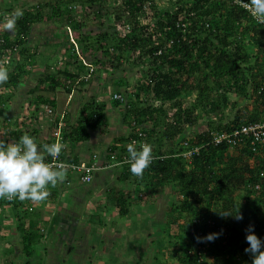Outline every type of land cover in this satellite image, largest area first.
Segmentation results:
<instances>
[{"label":"trees","instance_id":"trees-1","mask_svg":"<svg viewBox=\"0 0 264 264\" xmlns=\"http://www.w3.org/2000/svg\"><path fill=\"white\" fill-rule=\"evenodd\" d=\"M243 3L250 4L249 0H170L163 9L157 0H42L22 8L19 17H14L16 11L11 12L14 30L10 32L1 29L4 18L0 15V66L5 67L7 58L16 63L12 73L8 68V81L0 84L11 87L0 94V115L6 118L13 111L12 89L20 86L21 79L36 76L27 100L32 105L30 115L25 119H53L48 125L53 138L65 135L71 142L85 143L94 134L97 140L102 139L108 130L103 126L108 122L106 103L90 95L84 97L77 111H69L71 101L66 96L75 95L104 74L108 77L106 84L113 87L111 93L126 96L129 101L120 120L127 134L115 137L101 156H96V170H76L67 173L63 182L50 185L43 205L47 200L54 203L70 193L85 192V186L94 179L98 188L107 186L111 182L106 184L96 176L105 169L118 174L117 187L106 190L120 217L129 214L136 197L158 194L169 186L177 201L173 211L191 216L188 223H180V219L173 222L180 232L172 252L178 264H252V255L245 251L249 247V226L254 225L257 236L264 239V146L253 150L246 141L245 146L238 147L234 133L264 121V23L253 17ZM45 22L66 25L73 33L61 43L44 42L30 49L28 40L34 27ZM94 24L101 29H89ZM38 54H42V62L35 59ZM38 66L39 72L32 75ZM118 69L126 73L137 70L135 80L128 83L124 77L114 79L111 75ZM121 87L126 91L122 92ZM232 94L238 97L234 103ZM193 95L196 103L184 107L183 98ZM60 101H64V112L58 110ZM112 102L115 106L121 104L118 99ZM238 103L243 106L231 120H216L214 114L223 104L228 107ZM45 107L53 108L55 113ZM211 114L214 119L200 131L187 130ZM74 115L76 119L71 123ZM220 117L224 119V114ZM4 122L2 129L7 131V118ZM28 126L26 131L9 129L5 134L10 137L0 140H19L25 133L37 135L38 129ZM227 133L228 139L212 142L216 134ZM36 141L41 144L39 139ZM133 141L138 148L144 143L152 145L153 160L142 177L130 171L127 145ZM123 183L135 184L140 195L126 191ZM90 196L86 195V202ZM18 210L29 220L21 230L26 258L21 264H48L45 255L35 253L46 240L41 228L42 207L29 212L19 206ZM236 215L243 219L237 220ZM209 234L218 235L208 241ZM95 240L92 252L101 247L100 240ZM104 241L107 244V239L100 243L106 246ZM6 249L9 255L2 263L15 264V249ZM71 251L79 252L76 245Z\"/></svg>","mask_w":264,"mask_h":264},{"label":"rangeland","instance_id":"rangeland-1","mask_svg":"<svg viewBox=\"0 0 264 264\" xmlns=\"http://www.w3.org/2000/svg\"><path fill=\"white\" fill-rule=\"evenodd\" d=\"M42 0H19L14 3L13 0H0V15L4 16L3 30L13 31V27H9L11 12L21 11L22 8L32 7L38 4ZM170 4V0H157V5L159 7L167 8ZM10 8L11 11L9 10ZM90 28L98 31L101 27L98 24L92 25ZM72 29L67 28L66 25L56 26L52 22H45L41 24H37L34 27L33 33L28 40V45L30 49H37L41 45V43L47 42H62L67 39V37H71L73 31ZM83 31V30H82ZM79 48L80 46L77 45ZM66 48H69L66 46ZM41 55L38 54L35 59L37 62H42ZM18 57H15V60L18 61ZM15 62L11 65L15 67ZM27 66V65H26ZM142 71L141 69H139ZM137 70H133L130 72H124L121 69L116 71L114 77L122 78L124 77L128 83L135 80L137 75ZM37 72L33 70L32 75H36ZM25 84L23 88L19 91L18 97L15 101L16 105H20L22 102H26V96L28 94L27 91L30 87H33L34 82L31 81L30 77L27 80L23 81ZM93 86L87 85L85 88L80 91L75 92V98L81 103V101L85 102V98H89L92 93H95L96 90L92 89ZM61 95L63 93H60ZM63 96V95H62ZM231 101L235 102L238 97L235 95H231ZM187 100V99H186ZM195 100V96L189 97L186 105H190ZM24 102V106H27V103ZM243 106V105H241ZM77 104L74 105V111H77ZM225 120L232 119L235 113L240 109L239 103L234 107L225 108ZM113 114V115H112ZM112 115V116H111ZM109 116L113 118V131L114 134L119 129L121 124V117L119 110L113 111ZM1 119V117H0ZM213 119L212 116H204L199 119L196 126L188 127L187 130L193 128V131H200L204 125L210 122ZM203 125H201V124ZM200 124V125H199ZM2 130V126L0 125V132ZM166 146L164 147V149ZM118 176L117 173H115ZM119 182L113 181L109 183L107 186L102 184L100 188L88 189L85 192H80L78 194L70 193L66 196L65 201L66 208L62 209V212L57 214V218L55 221H60V219L66 215L72 213V211L78 212L79 215L73 216L71 220L78 226L77 237L81 240H76V246L79 248L78 243H83L86 246V249L83 247V253L80 257L70 255L74 254L71 251L69 245H62L61 248H56L59 239L56 241L54 235H52V231L50 237L45 240V247L41 248L39 245V252L35 251L36 256L45 255L48 264H152V260L156 259L157 264L161 261H165L167 264H178L176 259L172 258V252L177 248V244L179 240L177 236L179 235V227L175 225L174 219H180V223H188L191 219V216L187 214L181 215L178 211H173L174 203H177L174 192L172 188L166 186L159 192L158 194L150 193L145 195L144 198H135L130 207V212L126 217H120L118 210L115 206V201L112 199L111 195L106 189L117 187ZM114 185V186H113ZM122 187L126 191H132L137 195L139 191L136 189L135 184L132 183H123ZM120 187H118L119 189ZM91 196L86 202V195L90 194ZM69 198V199H68ZM83 200H85V204H82ZM59 203L62 204V201L59 200ZM74 203V204H73ZM77 204V205H76ZM73 205V207H71ZM83 205V207L79 206ZM173 207V208H172ZM70 208V209H69ZM97 209L94 216V209ZM49 211V209H48ZM63 213V214H62ZM47 214V215H45ZM92 216H94L92 218ZM21 216H18V220L20 221ZM98 219H102L99 223H97ZM42 222L41 224L45 227H49L48 222L50 221L49 212H45L42 214ZM48 221V222H47ZM15 221L12 222V225H15L17 228L18 225ZM79 223V224H78ZM93 224V225H92ZM54 228V227H53ZM56 228V226H55ZM14 230V226L12 227ZM21 229L17 231L20 232ZM169 235H173V238ZM59 236V235H58ZM18 240H15L14 247L18 251V258L15 264H21V261L26 259L24 253H22L21 248L23 245L19 242L20 237L18 236ZM100 240L99 247L97 250L92 252L91 244L96 242L95 239ZM51 239V240H50ZM68 237H66V240ZM103 239H107L106 246H103L104 243H100ZM50 240V241H49ZM55 240V241H54ZM49 242V243H48ZM68 242V241H67ZM89 242V243H87ZM0 261H4L8 258L9 252L5 251L6 247L0 245ZM45 249V250H44ZM81 250H79L80 252ZM22 254V256H21ZM57 256V257H56ZM16 254L14 255V258ZM91 259L92 262H89Z\"/></svg>","mask_w":264,"mask_h":264},{"label":"clouds","instance_id":"clouds-1","mask_svg":"<svg viewBox=\"0 0 264 264\" xmlns=\"http://www.w3.org/2000/svg\"><path fill=\"white\" fill-rule=\"evenodd\" d=\"M249 2H250L249 11L251 12V15L257 18L262 23H264V0H249ZM21 15L22 12L19 10H17L14 13V17H19ZM3 18L5 19L4 16ZM13 26L14 23L10 22L9 27L11 28ZM5 63H6L4 64L5 67L0 66V84H3L8 81L9 71L11 73L12 71H14V67L11 65L10 59L7 58L5 60ZM26 67L28 68V66ZM8 68L10 69L9 71ZM40 68L41 67L38 66L34 68V71L39 72ZM111 76L115 79L114 77L115 75H111ZM29 77L31 81L34 82V85L33 87H30L26 93L28 95L26 96V102L25 100L24 102L27 103V106L22 107L21 104L17 106L15 101L19 99L18 93L25 85L23 81L27 80V78ZM35 77L36 76H24L21 79L22 83L20 84V86L16 89H12V91L14 92V97L12 99V104L14 103V108L11 114L9 116L8 115L6 116L7 118L6 125L8 127V130L11 129L12 132L13 131L15 132L17 130L26 131L29 128L28 124H31L33 126V129H38V133L37 135L34 136L30 135L29 133H25L19 138V140H13V141L0 140V199L18 198L20 200H24L21 201L20 203H14L13 205H9L6 201H0V221L4 217L6 218V220H8V217L10 216L13 218V221H15V223H17V221L19 222L17 225L18 230L19 229L22 230L25 229L26 226L29 224V220L19 212L18 207L19 206L23 207V210H28L29 212L35 210L36 208L41 209L42 207L43 213L47 211L50 214V221L49 222L47 221L49 227L47 226L45 227L44 225L41 224L42 232L44 233V237L47 240L50 237L52 231L51 227H53V225L56 224V221L53 222V219L57 218L56 210L58 209V206L61 205L59 203L60 200L59 198L54 203L51 202L50 200H47L43 205V201L47 199V197L49 196V190H48L49 186L50 185L56 186L57 183L63 182L66 179L67 173H74L76 170L69 169L71 165L81 166L82 163H85L87 166H89V163H91L90 166L92 165L96 166L95 163L96 155L91 156L89 160L81 159L79 158L80 155L77 154V149H76V147L80 146L81 143L71 142L65 139V135H63L62 137L57 136L58 139L53 138L52 131L48 129V125H50L53 122V119L45 118L42 116H38L39 118L34 122L25 119L26 115H30L28 114V110L32 105H30L29 101L27 100H30L29 97L32 95V90L36 85L37 81ZM10 88L11 87H0V94H3L5 91H10ZM110 88L111 90L113 88L111 86V83H110ZM120 89L122 92L126 91L122 87ZM110 94H111L110 103H112L113 106H115V104L112 102V100L118 99L121 102L120 105L115 106L118 107L116 110H119L121 117L122 111L128 107L129 101L126 96L120 95L119 93H115V94L110 93ZM189 97L192 96H186L183 98L182 102L184 107H189V106L191 107L196 103V96H195L194 102L191 103L190 105H186ZM65 98L71 101L70 103H68L69 111H74L75 104H77L78 106L84 103L83 101H81L80 103L72 94H69ZM65 98L64 100H67ZM103 102L105 103L106 101L103 100ZM235 105H229L228 107H234ZM240 106L241 105H239V108ZM225 108H227V106L225 107L223 104L220 110H218V112L214 114L217 121L225 120V116H226ZM51 109L53 110V108ZM60 112H64V111L60 110ZM50 113H55V112L53 110ZM221 113L224 114V119L223 117L222 118L220 117ZM0 117H1L0 125L3 127L6 118L4 115H0ZM75 119L76 117L74 115V118L71 121V123H74ZM146 124L147 123H145V125ZM59 127H62L61 124L59 125ZM7 131L6 130L4 131L2 129L0 132V136L7 135L5 134ZM226 136H229V134L227 133ZM36 139H39L41 144H38ZM226 139L227 138L225 137V135L221 136L216 134L213 137L212 142L218 144ZM47 140H50L48 141L50 144H46L48 143L46 142ZM248 142L250 144V141ZM245 145L246 143H244L243 145H238V147ZM67 149H69L68 152ZM152 151H153L152 145L147 143L140 145L139 148L137 147L135 141L127 145L128 163L130 164V171L133 175H135L136 177L143 176L145 169H147L152 163L153 160ZM163 152H165V149H163ZM62 154L65 156H62ZM48 157H51V161L48 160ZM74 157H77L78 160L72 161L71 159H69ZM58 160L60 162L68 164L69 166L67 165V167H65L63 163H57ZM77 171L83 172V170H77ZM19 215L21 216L20 221L18 220ZM223 215H232V214H223ZM235 218L237 220H242L243 216L236 215ZM23 224H24V228H22ZM9 226L13 232H15V229H17L15 225H12V222H10ZM13 226H14V230L12 229ZM2 228L3 227L0 226V230H2ZM247 231L248 234L246 236V240L249 244V247L246 248L245 251L252 255L253 257L252 264H264V239H261L260 237L257 236L254 230V225H250ZM1 233L2 231H0V235ZM19 233L21 235L23 234L22 231H20ZM217 235L218 234H209L206 239L208 241H212L215 238H217ZM1 236L4 237V234H2ZM13 244H15L14 239H12L7 243L8 246L15 249L16 247H14ZM72 245L75 246L74 244ZM22 249L23 247L21 248V250ZM1 250L2 249H0V252ZM5 251L9 252L7 249ZM15 252L16 254H18L17 249H15ZM17 257L18 256L16 255L15 258ZM151 262L152 264H155L156 259H153ZM0 264H5V262L2 263V261H0Z\"/></svg>","mask_w":264,"mask_h":264},{"label":"crops","instance_id":"crops-1","mask_svg":"<svg viewBox=\"0 0 264 264\" xmlns=\"http://www.w3.org/2000/svg\"><path fill=\"white\" fill-rule=\"evenodd\" d=\"M107 78L108 77L103 74L101 79H99V78L94 79L91 86H93L92 87L93 90H96L95 93H92V95L97 96V97L101 98L102 100L106 101L105 103L107 105L105 108L106 109L105 115L107 116L108 122L106 125H103V126L104 127L107 126L108 130L105 131L102 139L97 140L96 134H94L90 141H87L85 143H81L80 146L76 147L77 154L80 155L79 158L84 159V160H89L91 158V156H95V155L97 157H100L101 153L104 152V148L107 147V145H109L114 140L115 137H119L121 135L123 136V135L127 134V130L123 129L122 126L119 129H117L118 132H116L115 134H114V131L112 129L113 128V122H112L113 118H111L109 115L113 111H117L116 109L118 107H115L112 105V103H110L111 102V98H110L111 88H110V84L109 85L106 84V82L108 83ZM63 106H64V102L60 101L59 108H61V109L58 108V110L59 111L62 110L64 108ZM95 159H96V157H95ZM96 176H97V179H101L103 182H106V184L109 182H112V184H113V181L119 182V181H117V176L114 173H110L109 171L106 172V170H104V171L99 170L97 172ZM96 187L98 188V184H97V181L95 179L93 180V182L91 184H87L85 186L86 190L91 189V188L95 189ZM65 198L66 197H62V199H60L62 201V204L58 206V209L56 210V212H57L56 214L62 212L61 208H63V209L66 208L67 202L65 201ZM71 207H73V205H71ZM74 214H75L74 211H72V213H70L69 215L66 213V215H64L60 219V221H57L56 224L53 225L54 228L51 227L52 233H53L54 237L56 238V241L59 239L56 248H61L62 247L61 243L64 246L69 245L70 247L73 246L72 244H74V245L76 244L77 237L75 238V232L77 234L78 226L73 222V220H71L73 218ZM10 222H13V218L10 216L8 217V220H6V218L4 217L0 221V223H1L0 226L3 227L2 230H0V231H2L1 235L4 234V237H2L0 235V245H3L4 247H7L8 246L7 243L9 241H11L12 239H14V241L15 240L17 241L19 239L18 236L20 237V239L22 238V236L19 232L17 235L18 227H17V229H15V232H13L10 229V226H9ZM53 222H55V219H53ZM50 226H51V224H50ZM55 226H56V228H55ZM66 237H68L67 240H66ZM78 240H81V239L78 237ZM78 244H79L78 250H84L83 247L86 249V246L83 245V243H78ZM41 247H45V245L41 246ZM82 253H83V251H82ZM82 253L76 251V252H74V254L70 253V255L80 257Z\"/></svg>","mask_w":264,"mask_h":264},{"label":"built area","instance_id":"built-area-1","mask_svg":"<svg viewBox=\"0 0 264 264\" xmlns=\"http://www.w3.org/2000/svg\"><path fill=\"white\" fill-rule=\"evenodd\" d=\"M245 4L246 7H248V9H250V4H246V3H243ZM48 112H52L53 110L49 107H46ZM235 136H237V139L239 141V144H244L247 140L250 141V146L253 148H255V150H257L258 148H261L264 146V122L260 123V124H255L254 126H250V127H241L239 130H237L235 133ZM241 134H244L246 135V138H242ZM10 136H7V135H3V136H0V139H7L9 138ZM225 137L228 139V136L225 135ZM13 140H16V139H11L9 141H13ZM243 141V143H242ZM50 158V159H49ZM48 160L51 161V157H48ZM57 163H63V162H60L59 160L57 161ZM63 165L65 167H67L68 164H65L63 163ZM69 166V165H68ZM96 168L95 165H92V166H87L85 163H82L81 166H76V165H71L69 169H72V170H87V172L89 171H92ZM84 180H89V177H85ZM0 201H6L9 205H13L14 203H20L21 201H24V200H20L18 198H13V199H7V198H4V199H0Z\"/></svg>","mask_w":264,"mask_h":264}]
</instances>
